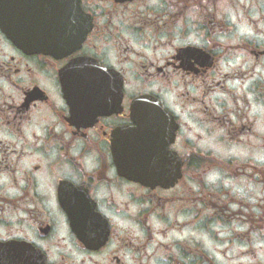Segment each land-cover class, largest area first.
<instances>
[{"label":"flooded vegetation","instance_id":"obj_1","mask_svg":"<svg viewBox=\"0 0 264 264\" xmlns=\"http://www.w3.org/2000/svg\"><path fill=\"white\" fill-rule=\"evenodd\" d=\"M80 10L57 55L0 27V264H264V0Z\"/></svg>","mask_w":264,"mask_h":264},{"label":"water","instance_id":"obj_2","mask_svg":"<svg viewBox=\"0 0 264 264\" xmlns=\"http://www.w3.org/2000/svg\"><path fill=\"white\" fill-rule=\"evenodd\" d=\"M59 1V0H56ZM76 0H61V8H64V14H62L59 17V22L62 23V27L64 26L65 28L70 27V22L75 20L74 15L72 14L74 12V3ZM49 22L46 19L45 22H48L47 24H50V22H53L54 20L50 19V16L48 15ZM0 20L2 22V25L5 29L6 32H10L12 28V23H11V12H10V3L9 0H0ZM28 27H27V32L31 34H35L38 30H40L42 33L45 34L43 25H39L38 27H35V19H28ZM54 24H50V29L49 32L46 31V33H49V38L54 39L55 34H57V31L53 28ZM60 27V26H59ZM61 28V27H60Z\"/></svg>","mask_w":264,"mask_h":264}]
</instances>
